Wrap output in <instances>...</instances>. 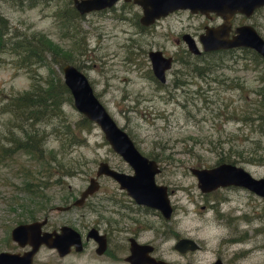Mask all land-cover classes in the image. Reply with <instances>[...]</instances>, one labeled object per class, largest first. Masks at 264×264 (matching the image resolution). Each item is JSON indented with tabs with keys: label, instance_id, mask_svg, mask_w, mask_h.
I'll return each mask as SVG.
<instances>
[{
	"label": "rangeland",
	"instance_id": "obj_1",
	"mask_svg": "<svg viewBox=\"0 0 264 264\" xmlns=\"http://www.w3.org/2000/svg\"><path fill=\"white\" fill-rule=\"evenodd\" d=\"M71 8L72 0H25L22 4L0 0V13L17 31L40 33L69 55L63 63L76 66L87 76L94 95L116 125L142 155L156 160L160 171L154 180L171 190L170 203H176V238H191L200 246L186 254L176 250V261L205 264L219 252L227 264H264V199L239 186L203 193L190 172L191 168L229 162L255 178H264V93L258 92L263 67L255 61L253 51L235 48L212 56L208 60L216 62L212 71L198 78L180 62L186 57L180 35L189 33L201 49L198 35L204 25L219 24L220 18L213 21L199 13L177 10L141 28L137 22L140 8L123 0L110 9L79 16L65 13ZM241 22L252 24L264 37V9L248 19L239 16L233 24ZM150 49L176 56L163 84L152 76L147 57ZM46 60L62 78V67L51 55ZM46 71L37 69L41 75ZM30 82V71L17 66L13 56L0 54V97L27 89ZM61 109L62 116L53 119L58 133L50 124L41 126L47 127L46 151H54L63 168L70 170L60 176L59 183H53L59 173L52 168L54 177L39 189L53 206L62 205L70 195L78 196L101 161L132 173L93 123L89 132L74 130L80 144L61 145L59 136L64 137L66 127H75L83 117L72 101L63 103ZM4 129L0 125V138ZM22 164L40 169L39 163L24 153L0 161V250L6 247L10 229L18 221H26L23 217L35 210L39 200L22 186L27 178L19 172ZM40 171L42 177L49 174L48 169ZM98 181L104 190L99 195L106 192L130 200L115 190L118 185L108 176H100ZM202 205H215L222 217L216 219L215 211L207 207L203 211ZM42 213L37 212V217ZM50 218L76 219L55 210ZM152 236L149 230L147 237ZM169 245L171 241H166L165 247Z\"/></svg>",
	"mask_w": 264,
	"mask_h": 264
},
{
	"label": "water",
	"instance_id": "obj_2",
	"mask_svg": "<svg viewBox=\"0 0 264 264\" xmlns=\"http://www.w3.org/2000/svg\"><path fill=\"white\" fill-rule=\"evenodd\" d=\"M118 0H72V6L79 15L94 11H101L113 7ZM130 1V0H124ZM140 8L138 23L147 27L159 18L165 17L176 10H188L189 13H199L205 17L211 14L220 17L222 23L217 26H205L198 36L201 45L199 49L194 38L185 33L182 39L192 54L245 47L254 50L264 59V39L259 36L250 24H243L234 28L230 36L231 20L234 15L241 14L249 17L256 8L264 5V0H131ZM148 60L153 75L165 82V71L172 65V58L164 56L160 50H150ZM62 81L70 92L72 104L86 119L92 122L103 133L111 149L117 153L132 169V173H124L111 168L107 162L98 163L95 175L88 179L86 187L75 198L72 205H81L84 199L94 193L98 187V177L108 176L124 189L136 203L144 204L159 210L165 219L170 217L171 204L167 186L157 184L155 174L160 169L154 159L142 155L127 133L119 128L104 106L94 95L87 76L76 66L65 63L62 65ZM190 172L196 177L197 187L203 193L228 186L243 187L264 199V178H255L245 169L229 162H220L208 168H191ZM68 207L56 206V210ZM44 221L21 223L12 228L10 236L20 245L26 243L31 249L26 253L28 258L37 250L40 244L55 247L61 251L64 245L63 236L66 232H77L70 227H62L59 234L53 237L51 233L41 232L40 225ZM198 244L192 239L180 238L176 241V249L180 251L195 250ZM12 264L14 254L0 252V262ZM214 264H220L216 260Z\"/></svg>",
	"mask_w": 264,
	"mask_h": 264
},
{
	"label": "flooded vegetation",
	"instance_id": "obj_3",
	"mask_svg": "<svg viewBox=\"0 0 264 264\" xmlns=\"http://www.w3.org/2000/svg\"><path fill=\"white\" fill-rule=\"evenodd\" d=\"M124 2L132 3L131 0ZM263 9L264 5L256 8L249 17L241 14L234 15L231 20V30L229 32V35L231 36L234 33V28L236 26L250 24L241 22L235 25L233 24L235 18L240 16L248 19ZM207 18L214 21L216 18L219 19L220 17L211 14L210 17ZM219 20H221L220 23H222V19L220 18ZM219 24L204 25V27L217 26ZM141 28H143V26H141ZM256 32L260 37H262L257 30ZM183 34L185 33H182L180 35V39L186 46V43L182 39ZM262 38L264 39V37ZM178 41L179 39H175V43H178ZM237 48H244L245 50L249 49L245 47ZM232 49L235 48L220 49L215 51H230ZM250 50L258 55L259 59L264 61V59L258 53H256L252 49ZM208 52L210 53L212 51ZM208 52L201 51L199 54H192L188 51L186 46L185 55L188 56V54H190L192 56H196ZM164 56H170L172 58V64L176 58V56L174 55ZM259 64H261L263 67L260 74H263L264 76V66L260 62ZM171 67L168 70H170ZM168 70L165 71V76ZM152 76L160 84L166 82H160L153 75V73ZM182 83L183 82H181L179 85H181ZM111 168L120 171L117 168ZM115 190L117 192H120L119 194L121 196L127 195L126 191L119 188V186ZM100 191L104 190L101 189V187H98V189L94 193L88 195L84 199V202L81 205H72L73 200L80 195L81 191L79 192L78 196L70 195L69 197H66L62 205H56L61 207H68L67 209L56 210V206L53 205H46L41 209L40 206V209L38 211L35 210L36 212L34 216H32V218H26V221H18V223L16 224L18 225L21 223L44 221L43 224L40 225V231L42 233H51L53 237L55 236V234H59L60 229L64 226L74 229L78 235H75L72 232H66L63 236L64 245L61 250L63 252H59V250L55 247H49L45 244H40L32 257L28 258L26 253L32 248L31 245L28 243L20 245L10 236L12 228L16 225H14L10 229L9 240L7 239L8 241L6 243V247L5 249H1L0 252H8L14 254V260L12 264H192L180 263L176 261V250L180 254H186L188 252H196L200 249L199 245L195 250L180 251L176 249V241L180 238H187H176V203H170V217L168 219H165V217L159 210L144 204H138L130 196V200H126L122 197H114L112 194L106 192L104 193V195H99L98 192ZM167 192L168 194L169 192H171L168 187ZM92 201L96 202L97 204H91L90 202ZM103 201H108L109 204L104 205L98 203ZM206 207L215 211L216 219H220L222 217V214L215 209V205H202L200 209L204 211ZM53 210L71 214L72 216H75L76 219L64 218L62 220L52 221V219L50 218V212ZM37 212H43L41 217H37ZM149 230L153 232V236L151 239L147 237V232ZM166 241H171V245H169L168 248L165 247ZM216 260H219L220 264H227L226 260L219 252H217L205 264H214ZM0 264L10 263L3 260L0 262Z\"/></svg>",
	"mask_w": 264,
	"mask_h": 264
},
{
	"label": "trees",
	"instance_id": "obj_4",
	"mask_svg": "<svg viewBox=\"0 0 264 264\" xmlns=\"http://www.w3.org/2000/svg\"><path fill=\"white\" fill-rule=\"evenodd\" d=\"M13 1L22 4L25 0ZM27 1L35 2V0ZM65 13L68 16L69 14L79 16L74 8ZM222 52L225 51H212L196 56L188 54L185 58H181L180 61L191 74L198 78H205L212 71L216 63L215 61L208 60L212 59V56H217V54H221ZM0 54L13 56L17 66L24 67L27 71L31 72L29 88L1 94L0 125L5 127V129L3 131L4 135L0 138V161L24 153L39 163V171L36 169L32 170L29 167L24 168L23 164L19 168V172L27 177L22 183L23 188L31 196L39 198L36 201L37 206L34 208L38 211L40 206L42 209L44 206L51 204L46 195L40 192L39 189L49 184L51 175L52 178L54 177L55 173L52 174V168L59 173L57 178L54 177L53 183H59L60 176H65L70 171L63 168V164L58 161L54 151H48V149L46 151L45 138L47 136V127H41L50 124L52 126L50 129L56 130L58 133L59 130L55 127L53 119L62 116L61 108L63 103H70L72 101L70 92L64 85L61 76L55 73L46 58L48 55H51L53 61L62 67L63 62L68 61L69 55L40 33L31 32L26 34L25 32L17 31L1 13ZM205 55L208 58H201ZM253 55L255 61L262 63L264 66V61L259 59L255 53ZM58 56L61 60L57 59ZM40 68H46L47 71L44 75L37 73V69ZM34 74H36V78ZM259 76L261 85L258 92L261 90L264 93V76L263 74ZM175 84H178V82H175ZM262 105L264 107V99ZM261 119L264 124V114ZM91 128L92 122L83 116L75 124V127H71V129L66 127L65 134L63 133L64 137L59 136L60 144H80L82 140L75 135L74 130L84 129L89 132ZM219 161H223V159H219ZM58 167H62L64 171ZM44 169H48L49 174L43 177L38 175L41 172L40 170ZM42 178H45V180L42 181ZM35 210L31 209L27 211L28 213L23 218H32L36 212Z\"/></svg>",
	"mask_w": 264,
	"mask_h": 264
}]
</instances>
